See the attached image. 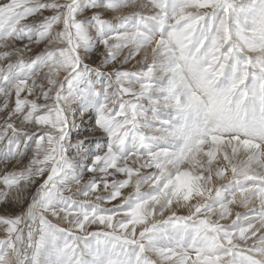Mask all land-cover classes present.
I'll list each match as a JSON object with an SVG mask.
<instances>
[{"label":"snow or ice","instance_id":"1","mask_svg":"<svg viewBox=\"0 0 264 264\" xmlns=\"http://www.w3.org/2000/svg\"><path fill=\"white\" fill-rule=\"evenodd\" d=\"M0 121V264H264V0H0Z\"/></svg>","mask_w":264,"mask_h":264},{"label":"rangeland","instance_id":"2","mask_svg":"<svg viewBox=\"0 0 264 264\" xmlns=\"http://www.w3.org/2000/svg\"><path fill=\"white\" fill-rule=\"evenodd\" d=\"M144 2H145V3H150V0H144ZM126 11H133V9H128V10H126ZM143 11H144V14H149V13H150V8H148V9H144ZM25 55H26V58H27L28 56L31 55V53H26ZM126 67L131 68V67H132V64H129V65H127ZM2 123H3V122L0 121V126H2ZM25 163H27V161H25ZM2 167H3V165H0V168H2Z\"/></svg>","mask_w":264,"mask_h":264}]
</instances>
